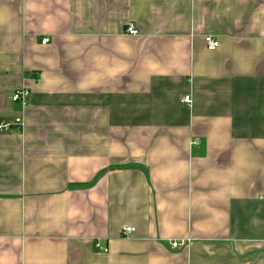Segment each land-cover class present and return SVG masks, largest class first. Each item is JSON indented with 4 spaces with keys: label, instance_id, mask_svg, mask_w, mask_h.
<instances>
[{
    "label": "crops",
    "instance_id": "0c3cea01",
    "mask_svg": "<svg viewBox=\"0 0 264 264\" xmlns=\"http://www.w3.org/2000/svg\"><path fill=\"white\" fill-rule=\"evenodd\" d=\"M18 116L0 264H264V0H0Z\"/></svg>",
    "mask_w": 264,
    "mask_h": 264
},
{
    "label": "built area",
    "instance_id": "2783aa9c",
    "mask_svg": "<svg viewBox=\"0 0 264 264\" xmlns=\"http://www.w3.org/2000/svg\"><path fill=\"white\" fill-rule=\"evenodd\" d=\"M125 33L127 35L133 36V35L138 34V30L133 24L130 23L126 26ZM203 39H204L205 46L208 50H214L219 45L218 39L212 35H206V36H204ZM48 42H49V38H47V37H43L40 40L41 44H47ZM28 96H29V90L27 88H25L24 86H21L20 88H17L13 91V93L11 95V100H12V102L20 103L22 105V107L24 108L25 105L27 104ZM182 102L186 106L190 107L192 104L191 96L190 95L183 96ZM22 127H23V120L20 116L14 118L13 120H10V121L0 120V133H7V132H10L12 129L21 130ZM133 231H134L133 227H125L123 229V233L125 235H128ZM95 245L97 248H100L104 252H106L107 249L105 247L101 246L99 242H97ZM183 245H184L183 240L170 242V246L172 248H179Z\"/></svg>",
    "mask_w": 264,
    "mask_h": 264
},
{
    "label": "clouds",
    "instance_id": "9594fccd",
    "mask_svg": "<svg viewBox=\"0 0 264 264\" xmlns=\"http://www.w3.org/2000/svg\"><path fill=\"white\" fill-rule=\"evenodd\" d=\"M244 165V159L242 155L237 156L235 160V169L234 170H239L242 166ZM232 170H230L231 172ZM209 178H214V177H209ZM215 178H221V177H215Z\"/></svg>",
    "mask_w": 264,
    "mask_h": 264
}]
</instances>
